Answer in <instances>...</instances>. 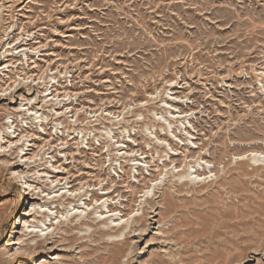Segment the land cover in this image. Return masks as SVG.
Listing matches in <instances>:
<instances>
[{
  "label": "rangeland",
  "instance_id": "obj_1",
  "mask_svg": "<svg viewBox=\"0 0 264 264\" xmlns=\"http://www.w3.org/2000/svg\"><path fill=\"white\" fill-rule=\"evenodd\" d=\"M0 13L15 53L0 66V264H264V161L241 159L264 153V0H0ZM186 164L206 181L183 185L172 168ZM28 192L47 213L28 215ZM108 197L114 219L133 217L94 236L121 222L93 219Z\"/></svg>",
  "mask_w": 264,
  "mask_h": 264
},
{
  "label": "bare ground",
  "instance_id": "obj_2",
  "mask_svg": "<svg viewBox=\"0 0 264 264\" xmlns=\"http://www.w3.org/2000/svg\"><path fill=\"white\" fill-rule=\"evenodd\" d=\"M1 14L2 13H0V23H1ZM1 27V26H0ZM4 28V27H3ZM9 28L10 27H6L5 29H4V31H3V33H4V35H2V37H0V66L2 65V62L4 63V64H6V62H5V59L7 58V57H9V56H13L14 54L12 53V50H13V48L14 47H12L11 46V42H9V40H10V38L9 37H7L9 34H8V32H9ZM5 45H7V46H5ZM12 47V48H11ZM4 50L3 51V53H1V50ZM26 49H22L21 51H25ZM10 67V64L9 65H5V67H3L1 70H0V72H3L4 71V69H6V68H9ZM1 75V74H0ZM0 80H2L1 78H0ZM24 80H25V77H24ZM0 83H1V81H0ZM2 86H1V84H0V91L2 92V88H1ZM23 86L21 85V82L15 87V89H14V91H18V90H20L21 88H22ZM52 87H54V86H52ZM12 88V87H11ZM5 91V90H4ZM53 91H52V93H51V95H53ZM47 96H49V95H43V97H47ZM54 96H56V95H54ZM66 96H68V95H66ZM65 96V97H66ZM26 100H29V99H26ZM58 100V99H57ZM35 103V102H34ZM33 108H34V106H32ZM39 109V108H38ZM29 110H30V108H29ZM34 110V109H33ZM38 113V111H36L35 112V114H37ZM61 114V113H60ZM112 114V113H111ZM32 115H34V113L33 114H31V116ZM97 116V115H96ZM115 116V115H114ZM42 116H36V119H38V118H41ZM60 117H63V113L60 115V116H58V117H56L55 119H58V118H60ZM93 117H95V116H93ZM124 118V117H123ZM78 121V119L75 121V122H77ZM13 123H14V121H13ZM49 123V122H48ZM71 123V122H70ZM58 124V123H57ZM62 124V126L66 129V128H68V129H70V128H72L70 125H69V122L67 121V120H65L63 123H61ZM72 124V123H71ZM88 124H90V125H93V124H91V121H89L88 122ZM170 124V123H169ZM97 125V124H96ZM119 125V124H118ZM41 126H43V124H41ZM75 126V125H74ZM90 127H95V126H90ZM62 128V127H61ZM8 129V128H7ZM89 129V128H88ZM119 129V128H118ZM93 130V129H92ZM116 130V129H115ZM75 131H77V130H75ZM99 131V130H98ZM82 132H83V130H82ZM174 132V131H173ZM4 134H8V131H6V129H5V131H0V136L4 139L5 138V136H4ZM176 137H177V135H175ZM115 137V136H114ZM129 137H131V134L129 135ZM156 138L159 140V141H163L162 139H160L159 138V136L157 135L156 136ZM28 139V138H27ZM129 141V140H128ZM10 142V145H12V142L11 141H9ZM117 142H119V140L117 141ZM0 147H2L3 148V145H1ZM10 147V150L9 151H11L12 150V146H9ZM110 146L108 145V151H110V148H109ZM4 149H6V147L4 148ZM171 149L172 150H174V148L173 147H171ZM22 150L24 151L25 149H24V147L22 148ZM18 153V152H17ZM143 154V153H142ZM26 155H27V153H26ZM116 155H118V154H116ZM124 155V154H123ZM204 155V154H203ZM4 156H6V154H4ZM131 157H132V155H130ZM18 158H20V160H19V163H21L20 165H18V166H21L22 165V163H25V165H27V166H29L31 163H32V161L31 160H33L34 158H36L35 156H30V157H26V160L25 161H23L24 160V155L23 156H19V154H18V156H17ZM16 157V158H17ZM136 157V156H135ZM122 158V156L121 157H118L116 160H120ZM241 159L243 160V159H249L250 161H252V164H254V165H256V164H260V162H262V161H264V153L263 152H255V151H252V152H250L249 154H247V155H243L242 157H241ZM133 162H135L133 165H138V166H142V164L138 161V158H134V159H131ZM11 162V160H5V161H3V163L4 164H8V166H13L14 164L13 163H10ZM205 161H204V157L203 156H199L197 159H195V161H194V163H195V165L197 164V165H202L203 163H204ZM207 162V161H206ZM28 163H29V165H28ZM173 163V162H172ZM193 164V163H192ZM43 164H37V165H34V167H40V166H42ZM189 166V164H186L184 167H183V169H179L178 168V166L177 165H175V167H173L172 169V171H175V170H177V173L179 174V177H180V179H181V181H183V185H189V184H195V183H199V182H201V181H206V179L207 178H203V180H201V181H199V180H196L199 176H202V174H200L199 172H200V170H201V168H199V169H195V170H191V171H189V169H187L186 167H188ZM190 165H191V163H190ZM17 166V167H18ZM163 167H165V168H168L166 165H165V162H164V164H163ZM28 168V167H27ZM120 168H122L123 169V166H122V162H120ZM189 168V167H188ZM179 169V170H178ZM169 171H170V169H168L167 170V173H169ZM17 173V172H16ZM193 174L194 175H196L195 177V179L193 178ZM17 177H18V179H20V181H23L22 183L24 184V185H26V184H28V181L26 180V177L22 174V173H18V175H17ZM30 177V176H29ZM175 177V176H174ZM112 182L113 181H110V180H108L106 183H108L107 185H111L112 184ZM68 184V186L70 185V182H68L67 183ZM105 184V183H104ZM59 185V184H58ZM57 185V186H58ZM97 185H103V182L101 181V180H98V184H89L88 185V187H95V186H97ZM161 185V184H160ZM27 186H32V185H27ZM57 186H55V188L57 187ZM67 187V186H66ZM182 187V186H181ZM180 187V188H181ZM110 188H111V186L110 187H106V186H103V188H100L99 190H103V192H104V194H108V193H110L109 192V190H110ZM27 189V188H26ZM50 189V188H49ZM91 190V189H90ZM92 190H95V188H93ZM44 192V191H43ZM71 192V193H70ZM75 192V189H74V186H71V187H69V190L67 191V192H62V195L61 196H58V195H54L53 197H51L52 199H55V201H51L52 203L53 202H58V201H67V200H71L72 198V196L74 195L73 193ZM89 192V190L87 189V190H85L83 193H80L79 192V194L77 195V194H75V198L76 197H78L79 196V200H81L84 196H86L87 195V193ZM52 192H49L48 193V195H50ZM93 195L90 197V203H88V198H87V201H86V199H85V202H84V204L85 205H87V206H90V204L91 203H93L94 201H97V202H99L101 199H103V197H105V196H99V193H97L96 191L94 192V193H92ZM29 197H30V192H28V194H27ZM36 195V194H35ZM168 195H170V193H169V191H166L165 193H164V196H165V198L168 196ZM144 196H147V192L145 193V195ZM153 196H155V194L153 195ZM157 197V196H156ZM109 198L110 197H108V199H106V201H104L101 205H105V206H107L108 205V203H109ZM38 199V197H37V195L36 196H32V197H30V198H28L27 200H30V204H32V206H34V208H33V210H31L30 212H29V214L28 215H30V214H35V213H38V212H44V213H47V210H39V208L37 207L38 206V204L36 203H32L33 201H35V200H37ZM114 199V198H113ZM38 200H40V199H38ZM75 200V199H74ZM45 203H46V201H45ZM70 204H72V201H70L69 202ZM112 203H114V202H112ZM101 205H99V206H97L96 208L97 209H99V208H102V206ZM152 207V206H151ZM56 209V208H55ZM153 209V208H152ZM15 212L16 211H13V212H11V213H9V215H8V217L10 218V217H12L13 219H15ZM114 212H116V210L115 209H113L111 206H110V204L108 205V207H106V210H101V216H99V217H95V218H93L95 221H98L99 220V222H104V221H109V220H113V221H115V220H120L121 222H119V223H115V224H113V223H111V228L110 227H108V228H97V229H95L94 230V236H95V234L96 233H101L102 235H106L108 232H109V230H112V229H115L116 231H118V232H124V230H126V228L128 227V223H129V221H130V219L133 217V216H131V217H129L125 222H126V224H123L124 223V221H123V216L122 217H120V218H115L114 219V216L115 217H118V213H114ZM122 212V210H120V212L119 213H121ZM155 212V211H154ZM57 213H59V211L57 210ZM107 213V214H106ZM24 214H25V211H24ZM60 214V213H59ZM108 214H110V215H108ZM122 214V213H121ZM48 216V215H47ZM50 216V215H49ZM103 216V217H102ZM41 217V216H40ZM77 217V216H76ZM35 220V219H34ZM33 220V221H34ZM143 221H144V217H142V216H137V215H135L134 216V219H133V221H132V226H131V230L126 234V236H125V239H127L128 237H129V234L134 230L133 228L136 226V225H138V224H142L143 223ZM149 221V220H148ZM45 222V221H44ZM62 222V221H61ZM82 224H87V225H89L88 223H82ZM134 224H135V226H134ZM161 224V223H160ZM13 225H14V223H13ZM13 225H12V230H11V233L13 234V233H15V232H13ZM106 227V226H105ZM140 228V227H139ZM138 228V229H139ZM137 229V230H138ZM141 229V228H140ZM158 229H160V227L158 228ZM34 232V231H33ZM33 232H30V234L31 233H33ZM68 232V231H67ZM0 233H2V228H0ZM54 234V233H53ZM118 234V233H117ZM116 234V235H117ZM31 235H33V234H31ZM47 235H49V234H47ZM27 236H30V235H26V237ZM39 236V235H38ZM118 236H120V234L118 235ZM11 237V236H10ZM28 238V237H27ZM62 238V240H68L69 238H63V237H61ZM49 240V239H48ZM45 242H46V239H45ZM127 242V240H125L123 243H126ZM8 243L9 244H12V239H9L8 240ZM45 244V243H44ZM44 244H40L39 242H37L34 246L33 245H31V243H28L27 244V247L30 249H32L31 250V253H35L36 252V249H38L39 247H43V248H45L46 246L44 245ZM89 248L91 249V251H97L98 252V248H97V246H89ZM41 250H42V248H40ZM39 250V249H38ZM113 251V253L112 254H110V255H108V259L109 258H112V256H114L115 254H116V250H112ZM110 253V252H109ZM117 256V255H116ZM101 258H105L106 259V257L102 254L101 255ZM113 258H115V257H113ZM112 258V259H113ZM111 260V259H110ZM3 260H1V262H2Z\"/></svg>",
  "mask_w": 264,
  "mask_h": 264
}]
</instances>
